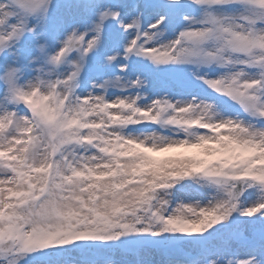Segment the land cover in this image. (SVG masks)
Listing matches in <instances>:
<instances>
[{
    "label": "snow or ice",
    "instance_id": "6c2138e0",
    "mask_svg": "<svg viewBox=\"0 0 264 264\" xmlns=\"http://www.w3.org/2000/svg\"><path fill=\"white\" fill-rule=\"evenodd\" d=\"M0 264H264V0H0Z\"/></svg>",
    "mask_w": 264,
    "mask_h": 264
},
{
    "label": "rangeland",
    "instance_id": "374dc122",
    "mask_svg": "<svg viewBox=\"0 0 264 264\" xmlns=\"http://www.w3.org/2000/svg\"><path fill=\"white\" fill-rule=\"evenodd\" d=\"M175 153H165V154H156L158 158H163V156H166V155H173Z\"/></svg>",
    "mask_w": 264,
    "mask_h": 264
}]
</instances>
